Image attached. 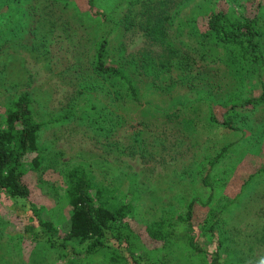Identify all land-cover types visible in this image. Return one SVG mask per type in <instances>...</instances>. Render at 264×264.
Segmentation results:
<instances>
[{
  "label": "rangeland",
  "instance_id": "1",
  "mask_svg": "<svg viewBox=\"0 0 264 264\" xmlns=\"http://www.w3.org/2000/svg\"><path fill=\"white\" fill-rule=\"evenodd\" d=\"M111 1L95 0L101 8ZM212 1H134L128 12L131 27L120 38L124 54H163L156 58L162 61L164 50L149 43L141 29L147 15L161 10L164 22H169L168 38L179 54L194 60L193 68L183 73L174 65H165L158 67L160 77L153 84L142 78L137 83V100L122 109L123 125L106 138L97 135L85 120H54L72 103L78 79L88 73L93 42L101 34L99 27L80 15L84 3L80 0L75 7L63 0H20L23 11L11 21L18 23L14 28L0 25V124L11 100L19 92H27L37 120L43 121L37 142L45 157V218L65 227L68 207L61 196L60 169L75 164L87 167L93 180L113 189L114 201L121 202L126 193L131 195L133 218L149 219L168 207L178 212L197 190L198 182L192 183L197 161L222 142H234L231 152L215 166L216 177L231 178L222 192L228 197L236 195L237 202L227 208L221 222L223 259L225 264L264 261V179L239 188L244 176L264 159V99L241 111L242 116L235 119L240 131L235 134L215 131L205 122L206 100L221 107L215 100L228 92L242 97L264 94V71L263 89L254 77L238 81L206 51L205 44H197L203 39L205 12ZM221 2L224 8L232 6L247 13L255 11L258 0ZM4 9L0 7V12ZM200 48L203 53L198 51L197 58ZM196 70L199 75L193 77ZM156 109H167L169 116H161ZM210 175L214 176V170ZM12 202L22 205L21 200L0 197V264H62L55 251L18 239L20 225L7 208ZM79 264L109 263L102 254H93L79 255Z\"/></svg>",
  "mask_w": 264,
  "mask_h": 264
},
{
  "label": "trees",
  "instance_id": "2",
  "mask_svg": "<svg viewBox=\"0 0 264 264\" xmlns=\"http://www.w3.org/2000/svg\"><path fill=\"white\" fill-rule=\"evenodd\" d=\"M81 1L85 9L80 10V15L99 27L101 34L93 42L88 73L78 79V89L70 98L72 103L54 120L56 123L85 120L97 135L106 138L123 125L122 109L137 100V83L142 78L153 84L160 77L159 69L165 65H174L186 73L185 69L192 70L194 60L179 54L168 38L169 22H164L166 17H162L161 10L147 15L141 28L149 43L164 50V58L157 61L163 54L155 57L147 52L124 54L120 38L131 27L128 12L136 0H112L107 7L102 6L105 8L95 0ZM260 1L255 11L244 13L232 6L224 8L221 0H213L212 7L205 12L204 32L200 36L203 39H198L197 44L200 47L205 44L206 51L216 56L231 78L243 82L254 77L263 89L264 1ZM19 2L0 0V7H5L0 12V25L14 28L18 23L11 22L14 15L23 11ZM77 2L80 0H63L75 7ZM198 51L203 53V48L197 50V58ZM198 75L196 70L193 77ZM263 99V92L257 97L228 92L215 100L221 107L206 100L205 122L215 131L235 134L240 131L235 119L242 116L241 111ZM166 110L155 111L167 118ZM42 125L25 91L19 92L6 106L0 124V197L22 201L20 207L13 202L7 206L20 225L18 239L55 251L62 258V264H79V255L93 254H102L109 264L226 263L221 222L229 212L227 208L237 202L236 195L228 197L222 192L231 178L216 177L215 166L231 152L234 142H222L197 161L192 176V183L198 182L197 190L182 204L180 211L171 207L159 209L157 216L145 220L133 218L131 195L126 193L121 202L114 201V190L93 180L87 167L64 166L60 169L61 196L68 207V217L65 227L60 228L42 214L47 202L42 190L45 157L37 142ZM262 179L264 159L244 176L239 188H247Z\"/></svg>",
  "mask_w": 264,
  "mask_h": 264
},
{
  "label": "clouds",
  "instance_id": "3",
  "mask_svg": "<svg viewBox=\"0 0 264 264\" xmlns=\"http://www.w3.org/2000/svg\"><path fill=\"white\" fill-rule=\"evenodd\" d=\"M261 264H264V261H262Z\"/></svg>",
  "mask_w": 264,
  "mask_h": 264
}]
</instances>
